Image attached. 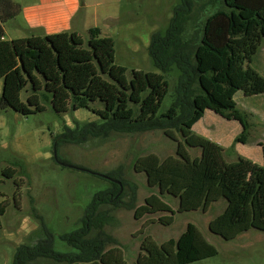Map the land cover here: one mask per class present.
I'll use <instances>...</instances> for the list:
<instances>
[{
  "label": "trees",
  "instance_id": "16d2710c",
  "mask_svg": "<svg viewBox=\"0 0 264 264\" xmlns=\"http://www.w3.org/2000/svg\"><path fill=\"white\" fill-rule=\"evenodd\" d=\"M89 35L87 43L76 32L12 40L0 36V109L11 108L27 116L45 109L42 98L59 116L87 109L100 117L99 122L82 124L74 120L73 129L65 125L54 137L56 148L113 131L163 129L176 139L172 129L177 128L183 142H178L176 156L161 160L150 154L135 163V170L146 174L149 187L159 190L136 215L166 212L170 215L159 221L170 225L176 211L162 199L164 194L178 198L179 213L207 212L213 203L225 199V210L209 224L212 233L231 240L252 228L264 231V141L261 165L242 157L227 162L221 146L192 130L210 110L238 121L242 127L238 141L247 142L250 124L235 96L240 92L246 97L264 94V76L252 66L264 41V0H180L166 31L154 32L150 38L149 55L162 73L133 70L128 79L127 68L115 63L114 39L102 37L99 27L91 28ZM173 66L180 71L178 98L158 116L169 92L164 74ZM28 84L31 92L23 102L21 91ZM95 103L101 107L95 108ZM186 147L200 148L201 156L192 158ZM15 174L12 167L3 170L6 178ZM107 175L125 186L120 175ZM111 184V189L93 196L82 226L60 236L75 251H56L53 234L40 222L48 237L34 246L19 245L13 264H29L40 257L67 264H127L119 249L105 251L108 240L103 231L90 235L102 224L98 206L110 198L119 200L121 186ZM6 207L0 203V226ZM141 251L134 264H187L217 254L216 247L192 223L178 239L162 244L146 236Z\"/></svg>",
  "mask_w": 264,
  "mask_h": 264
},
{
  "label": "rangeland",
  "instance_id": "374dc122",
  "mask_svg": "<svg viewBox=\"0 0 264 264\" xmlns=\"http://www.w3.org/2000/svg\"><path fill=\"white\" fill-rule=\"evenodd\" d=\"M24 3L31 0H23ZM38 7L43 0H33ZM81 10L75 14L69 32L76 31L85 42L90 38L88 27H99L101 36L112 37L115 42V63L127 68L129 79L133 70L162 73L153 63L148 47L152 33L165 32L180 0H77ZM63 0H46L44 8L53 11ZM257 53V68L264 62V41ZM256 62V61H255ZM254 67V65H253ZM255 69V68H254ZM263 70L256 69L261 75ZM165 78L169 92L163 100L158 116L166 112L178 98L180 71L173 66ZM264 76V75H263ZM2 80H0V95ZM30 84L21 91V100L27 101ZM238 108L250 124L246 143L238 141L242 127L236 120L228 121L212 111H207L193 132L222 147L227 162L239 157L262 164L261 142L264 141V104L256 98H236ZM43 111L22 115L11 108L0 109V203L6 204L0 226V264H13L16 248L21 244L36 245L53 234L54 249L59 252L75 251L60 236L82 226L93 196L111 189V181L95 173H115L126 182L119 192V200L110 198L98 206L102 224L93 228L104 232L108 242L105 251L119 249L127 264H134L146 236L158 244L178 239L189 223L196 225L204 237L217 249L215 256L187 264H264V231L250 229L236 238L225 240L212 233L210 222L226 208L221 199L207 212L202 210L177 212L178 198L169 194L162 199L175 211L174 221L163 225L159 218L166 212L136 215L151 195L159 194L157 187H149L144 172L135 170L136 161L156 154L161 160L176 156L178 142H183L177 128L169 137L162 129L145 132H116L99 137H89L85 142L62 143L57 156L71 166L60 164L54 158V137L63 132L64 126L75 128L74 120L81 124L99 122L100 117L79 109L57 115L50 103L42 98ZM188 108V103L186 104ZM100 108L99 103L94 104ZM192 158L201 156L200 148L186 147ZM7 167L16 169L13 178L3 176ZM86 169V170H82ZM117 199V198H115ZM34 224L36 227H34ZM99 230V231H100ZM29 264H67L40 257Z\"/></svg>",
  "mask_w": 264,
  "mask_h": 264
},
{
  "label": "crops",
  "instance_id": "0c3cea01",
  "mask_svg": "<svg viewBox=\"0 0 264 264\" xmlns=\"http://www.w3.org/2000/svg\"><path fill=\"white\" fill-rule=\"evenodd\" d=\"M45 1L43 0L44 3ZM44 3L38 7V4L33 0L26 3L23 0H0V36L4 40H12L27 38L33 35L44 36L69 32L74 24H71V19L73 21L75 14L81 10V4L77 0H63L59 7H55L56 9L52 8L53 11L50 12L49 9L44 8ZM91 28L94 27H88L87 30L89 31ZM259 57L260 53H257L253 59L252 66L254 65L255 69H260L261 71L264 68V62H262L261 67L257 68ZM261 73L264 75V72ZM237 97L256 98L264 104V94L246 97L240 92L235 96V100ZM207 111L210 110H206L204 116ZM204 116L195 123L192 130L200 123ZM34 227H36L35 224Z\"/></svg>",
  "mask_w": 264,
  "mask_h": 264
},
{
  "label": "water",
  "instance_id": "95a60500",
  "mask_svg": "<svg viewBox=\"0 0 264 264\" xmlns=\"http://www.w3.org/2000/svg\"><path fill=\"white\" fill-rule=\"evenodd\" d=\"M54 158H55L60 164H62V165L75 167V166H73V165L65 164V163H62L61 161H59L58 156H57V149H56V147L54 148ZM81 169H82V170H86V169H83V168H81ZM86 171H88V170H86ZM95 174L100 175V176H102V177H105V178L109 179V180L112 181V182L118 183V184L121 186V189H122V185H121V182H120L119 180H117V179H113V178L109 177L108 175H103V174H99V173H95Z\"/></svg>",
  "mask_w": 264,
  "mask_h": 264
}]
</instances>
